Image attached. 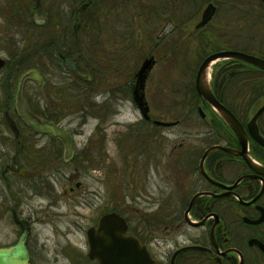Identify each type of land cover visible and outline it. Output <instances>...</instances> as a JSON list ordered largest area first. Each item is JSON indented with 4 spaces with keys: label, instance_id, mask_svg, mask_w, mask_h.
<instances>
[{
    "label": "flooded vegetation",
    "instance_id": "af4514ba",
    "mask_svg": "<svg viewBox=\"0 0 264 264\" xmlns=\"http://www.w3.org/2000/svg\"><path fill=\"white\" fill-rule=\"evenodd\" d=\"M181 1H188V6L189 4L191 6V12H186L187 8L183 10L184 21L177 20L171 14H169L171 16L167 14L169 16L167 19L164 18L165 15L156 18L161 27L167 26L168 30L164 32L162 28L154 43V47L161 55L167 47L171 57L173 52L176 54L180 50L182 53H189L191 46L182 45L183 41H187L193 32L205 30L213 22L219 25L221 23L220 26L231 34L229 39L226 35V43L221 50L244 51L243 48H233L234 44L242 39L241 34L237 33L243 26V14L254 15L260 7L264 9L261 0ZM78 2L71 12L64 9L57 14L59 17L52 21L49 4L43 11V16H39L41 8L40 4L36 5V0H0V29L7 28L11 32V37L4 40L7 45L2 48L6 53L3 52L4 55L0 56L3 60L0 67V181L4 183L9 193L7 212L9 211L13 223L18 228V235L20 228L13 220V214L19 220L28 223L29 237L34 222L32 214L23 212L21 204L25 197L20 195L22 190L26 189L29 194L35 189L39 192L42 189L47 190L50 193L51 180L42 173L46 165H54L55 171L60 174L62 171L65 172L63 167L66 164L75 163L79 166V162H85L86 157L88 158L87 142L82 145L75 142L74 132L66 124L64 112L52 107L53 100L60 95L63 88L65 89L66 79H72L74 83L78 81L85 83L95 78L93 65L104 70L105 74L108 73L106 77L114 70V68L107 70L112 61L102 52H98V60L94 61V64L83 66L81 46H78L80 40H75L76 46L70 44L77 38L78 26L85 23L83 18L86 15L91 14L93 19L101 20L98 18L103 11L108 19L110 15H118L121 12L125 14L130 3L129 0ZM85 2L86 7L78 11ZM207 7L211 8V18L203 26L196 27ZM68 20L71 21L69 26ZM34 28L42 29L43 36L34 34ZM122 31L124 36L129 35L126 27ZM30 33L31 37L28 35ZM18 34L20 38L17 39ZM24 34L29 38L26 41L29 45L34 42L35 44L24 47L22 43L25 42ZM206 41H210L209 36ZM210 51L208 49L207 53ZM154 53L149 52L141 62L151 56L154 60L153 66L156 65L157 52ZM254 54L264 57L263 53ZM226 63L241 64L237 60H229ZM83 67L91 70L87 71ZM83 75L89 77L85 78ZM217 77L215 74L213 79L211 78L212 88ZM135 80L136 72L131 84V93ZM222 93L224 95V92ZM196 96L198 117L205 122L209 130L202 133L201 137L205 144L199 157L198 152L192 151L189 157L183 158L188 168L185 167L187 169L182 171V177L176 182V186L183 190L169 195L171 198L166 202L161 198L158 204L153 206L154 210L153 208L148 210L150 213L158 214L149 215L145 210L139 217L138 225L132 224L129 216L122 212L121 208H116L114 199L111 200L110 197L109 201L105 200L102 212L96 215V219L91 220L87 229L96 227L101 217L117 214L126 226L124 236L134 238L143 246L153 264H264V145L251 136L247 127L249 119L255 112H235L230 109L244 129L245 136L238 137L197 93ZM19 101L23 102L25 110ZM136 109L139 113L137 122L141 123L139 127L151 124L153 128H167L181 122L180 119H154L150 114V107L147 116L137 107ZM202 109L207 112L203 113ZM105 111L110 112L111 109ZM30 120L50 124L64 131L68 135V142L37 129L30 124ZM156 122L169 124L162 125ZM256 125L264 139V112L256 118ZM146 145L147 143L143 146L140 144L139 147L145 150L142 152L143 156L150 159L156 149H159V143L153 146L150 144L148 148ZM210 147L216 148L202 158ZM129 148L131 151L136 150L133 149L136 148L135 144ZM142 153L140 151V158ZM75 169V172L67 177V184L81 178L80 168ZM75 187L76 189L68 185L62 190L63 194L71 196L76 191L81 194V190H84L83 184L79 181L75 183ZM98 207L101 208V205ZM87 229L85 242L88 246ZM84 257L88 259L87 252Z\"/></svg>",
    "mask_w": 264,
    "mask_h": 264
},
{
    "label": "rangeland",
    "instance_id": "374dc122",
    "mask_svg": "<svg viewBox=\"0 0 264 264\" xmlns=\"http://www.w3.org/2000/svg\"><path fill=\"white\" fill-rule=\"evenodd\" d=\"M78 1L39 0L41 10L38 15L43 16L49 4L53 21L64 9L71 12L79 4ZM129 1L125 14L110 15L108 19L103 11L98 18L101 20L93 19L91 14L86 15L83 18L85 23L78 26L77 38L70 43L76 46L75 40H80L78 46H81L83 66H91L98 60V52H102L112 61L107 70H114L106 77L108 73L93 65L95 78L85 83L66 79L65 89L53 100L52 107L64 112L66 124L74 132L75 142L80 145L87 142L88 158L85 162H79V166L75 163L66 164L63 167L65 172L60 174L55 171L54 165H46L42 173L51 180L50 193L43 189L40 192L35 189L31 194L26 189L22 190L20 195L25 197L21 204L23 212L34 216L32 233L27 243L32 264H95L84 257L87 251L85 230L91 220L102 212L105 200L109 201L110 197L114 199L116 208H121L129 216L130 222L138 225L139 217L145 210L147 213L150 208L154 210L153 206L161 198L166 202L171 198L169 195L183 190L176 186L182 171L188 168L183 158L189 157L192 151L198 152L199 157L204 149L205 141L201 136L209 127L197 114L194 75L197 64L208 49H221L226 43V35L229 39L230 32L225 31L221 23L213 22L205 30L193 32L187 41H183L182 45L191 46L189 53L180 50L176 54L173 52L171 57L167 47L161 55L154 43L162 28L164 32L168 30L167 26L161 27L157 19L160 15H165V19L173 15L177 20H182L185 8L186 12H191L190 4L188 6V1L181 0ZM70 22L68 20L67 26ZM242 25L241 31L237 33L241 34L242 39L233 48L264 54V9L260 7L254 15L243 14ZM125 27L128 36H124L122 31ZM41 30L34 28L33 33L41 37ZM31 33L28 34L30 37ZM24 35L25 42L22 43L26 47L29 38L27 34ZM208 36L210 41H206ZM8 37H11V32L7 28L0 29V56L6 53L2 48L7 45L4 40ZM151 51L157 52V62L146 81L145 97L154 119L181 120L172 127L153 128L151 124L138 126L141 123L137 122L139 113L132 100L131 84L141 60ZM217 62L211 69L212 79L227 61L220 59ZM226 81V90L224 95L220 92V96L235 112H248L253 99L264 93L263 75L252 76L250 81L256 84V90L252 92L250 85H243L241 78ZM107 109L111 111L106 112ZM202 112L207 111L202 109ZM144 143H147L146 148L159 143V149L150 159L143 156L145 150L139 147ZM133 144L136 150L131 151L129 146ZM76 167L80 168L81 178L67 184V177L75 172ZM78 181L84 186L81 194L77 191L71 196L63 194L62 190L68 185L76 189L75 183ZM9 200V193L0 181V246L13 244L18 235V228L7 212ZM100 205L101 208L98 207Z\"/></svg>",
    "mask_w": 264,
    "mask_h": 264
},
{
    "label": "water",
    "instance_id": "95a60500",
    "mask_svg": "<svg viewBox=\"0 0 264 264\" xmlns=\"http://www.w3.org/2000/svg\"><path fill=\"white\" fill-rule=\"evenodd\" d=\"M38 1V0H37ZM264 3V0H261ZM86 2L83 3L78 11H82L86 7ZM212 16L211 8L207 7L200 22L196 27L203 26ZM222 59H234L250 64L264 71V58L236 50H221L208 54L199 64L194 81V87L198 96L220 117L223 121L236 133L238 137H244V129L242 125L235 119L230 109L224 106L213 94L211 89L208 71L211 66ZM154 64L153 58L150 56L144 59L136 72V80L133 89V99L143 115L147 116L148 105L144 99V82ZM3 65V60L0 59V67ZM30 75V74H28ZM84 76V75H83ZM88 78V76H84ZM25 110L22 101H19ZM264 111V97L254 110V115L247 123L248 131L251 136L264 145V139L258 132L256 118ZM166 125L164 122H156ZM30 124L44 132H48L53 136L60 137L68 142V135L61 130H58L53 125L46 123H38L35 120H30ZM216 147L208 148L204 154V158L209 151ZM13 220L18 224L20 233L14 244L6 247H0V264H31L27 242L30 235V228L25 220H19L13 214ZM125 223L117 214H108L101 217L96 227H91L87 230L86 236L88 240V257L96 258L98 264H153V261L148 256L146 249L140 246L134 238L124 236Z\"/></svg>",
    "mask_w": 264,
    "mask_h": 264
},
{
    "label": "trees",
    "instance_id": "16d2710c",
    "mask_svg": "<svg viewBox=\"0 0 264 264\" xmlns=\"http://www.w3.org/2000/svg\"><path fill=\"white\" fill-rule=\"evenodd\" d=\"M230 64H232V65H230ZM255 74H257V75L259 74V75L264 76L263 71L258 70L251 65H248L245 63H241L239 65L234 64V63H225L224 65L219 67L218 77H217V80L214 82V85H213V89H214V93H215L216 97L221 102L226 104L222 100V98L220 96L221 95L220 92L222 93L226 90V87H227L225 84L227 82L226 80L232 79V78H237V79L241 78L243 81V85H246V84L250 85L251 92L256 90V88H255L256 84L253 81H250V80H252V76H254ZM219 77H223V79H221ZM220 82H222V83L220 84ZM263 96H264V93L257 95V97H255L253 99V101L251 102V105L248 109V112H252L256 108V106L260 103Z\"/></svg>",
    "mask_w": 264,
    "mask_h": 264
},
{
    "label": "bare ground",
    "instance_id": "6f19581e",
    "mask_svg": "<svg viewBox=\"0 0 264 264\" xmlns=\"http://www.w3.org/2000/svg\"><path fill=\"white\" fill-rule=\"evenodd\" d=\"M207 76L209 77V71H208V75Z\"/></svg>",
    "mask_w": 264,
    "mask_h": 264
}]
</instances>
